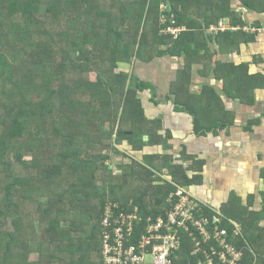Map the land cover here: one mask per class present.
<instances>
[{
    "label": "trees",
    "instance_id": "16d2710c",
    "mask_svg": "<svg viewBox=\"0 0 264 264\" xmlns=\"http://www.w3.org/2000/svg\"><path fill=\"white\" fill-rule=\"evenodd\" d=\"M232 1L264 16V0H0V264H103L108 207L115 216L138 215L135 235L149 217L167 213L170 193L194 178L169 166V157L144 155L141 162L117 149L126 142L140 152L158 143L157 122L146 118L138 98L148 90L155 97V86L130 69L183 57L172 86L179 98L192 66L207 62L226 95L251 103L245 99L264 87V76L250 75L245 64L213 67L209 53L210 44L225 52L256 40L243 31L251 25L236 16ZM163 16L186 30L177 38L165 34ZM221 19L240 30L208 33ZM206 93L219 100L213 88ZM196 125L200 130L201 121ZM112 151L131 158L130 170L116 173ZM202 206L228 231V243L242 254L239 264H264V229L253 226L254 215L237 234L227 210ZM182 237L191 252V239Z\"/></svg>",
    "mask_w": 264,
    "mask_h": 264
},
{
    "label": "crops",
    "instance_id": "0c3cea01",
    "mask_svg": "<svg viewBox=\"0 0 264 264\" xmlns=\"http://www.w3.org/2000/svg\"><path fill=\"white\" fill-rule=\"evenodd\" d=\"M244 18L254 27L246 33L256 34L255 42L225 52L210 44L212 66L245 64L250 75L264 76V16ZM255 21H261V29H255L259 28ZM185 63L183 57L165 56L149 64L137 63L135 70L130 67L139 79L155 86V97L152 91L140 99L146 118L157 122L158 134V143L133 154L139 158L152 154H161L165 160L169 157V166H180L194 178L188 188L215 211L229 212L238 233L250 214L257 219L253 226L264 229V87H256L245 99L251 103L230 97L224 93L222 78L218 79L214 70L209 73L207 62H202L192 66L190 86L178 98L172 86ZM204 88H213L219 100L208 93L203 96ZM211 101L219 102L217 109H209ZM124 148L133 150L126 142ZM163 171L165 178L173 179L168 168Z\"/></svg>",
    "mask_w": 264,
    "mask_h": 264
},
{
    "label": "built area",
    "instance_id": "2783aa9c",
    "mask_svg": "<svg viewBox=\"0 0 264 264\" xmlns=\"http://www.w3.org/2000/svg\"><path fill=\"white\" fill-rule=\"evenodd\" d=\"M162 11H166L164 6ZM162 22L169 23L164 33L174 38L186 30L177 26L173 17L163 16ZM220 30L225 28L219 23L211 26L208 32L216 34ZM168 201L171 208L167 213L155 219L149 217L145 229L136 235L138 215L121 213L115 216L108 207L103 221L106 228L103 264H239L242 254L228 243V231L202 213L203 201L190 188L178 185ZM184 233L191 239V252L184 249ZM212 242L215 246L208 247ZM194 256L201 257L192 262Z\"/></svg>",
    "mask_w": 264,
    "mask_h": 264
},
{
    "label": "rangeland",
    "instance_id": "374dc122",
    "mask_svg": "<svg viewBox=\"0 0 264 264\" xmlns=\"http://www.w3.org/2000/svg\"><path fill=\"white\" fill-rule=\"evenodd\" d=\"M232 4H233L232 8H233V11H235L236 16L240 17L242 15L243 17L249 18V16L253 15V14H250L248 11L244 10L238 3H236V1H232ZM164 7L166 9L165 5H164ZM247 14H250V15H247ZM255 22H258V21H255ZM219 23L225 28V30H231L232 32H236V31L240 30L238 28L231 27V25H229V19H221L219 21ZM260 23H261V21H260ZM229 28H232V29H229ZM251 28H254V27L253 26L245 27L243 29V31L251 32L252 31ZM262 28H264V26ZM255 29H261V28H255ZM145 93L153 94V92L151 90H148V91H145L143 93H139L138 94V98L140 99V96L142 94H145ZM116 147L119 150V152H121V153L126 152L130 156H132L131 158H136L137 160L138 159H142L141 157L139 158V157L135 156L132 151L125 149L124 148V144L123 145H117ZM110 155H111V158H110L109 164H111L112 168H114L116 173H121L124 170H126V171L130 170L129 164L132 162L131 158H129V157L125 158V157H123L120 154L114 153V151L110 152ZM161 171H163V169H161ZM236 231H235V233L238 234V231L237 232ZM37 258H38V254L37 253H33L31 255V259L35 260Z\"/></svg>",
    "mask_w": 264,
    "mask_h": 264
}]
</instances>
